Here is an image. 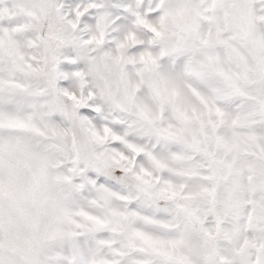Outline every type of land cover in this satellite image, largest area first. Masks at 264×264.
I'll return each mask as SVG.
<instances>
[{
	"label": "snow or ice",
	"instance_id": "snow-or-ice-1",
	"mask_svg": "<svg viewBox=\"0 0 264 264\" xmlns=\"http://www.w3.org/2000/svg\"><path fill=\"white\" fill-rule=\"evenodd\" d=\"M0 264H264V0H0Z\"/></svg>",
	"mask_w": 264,
	"mask_h": 264
}]
</instances>
